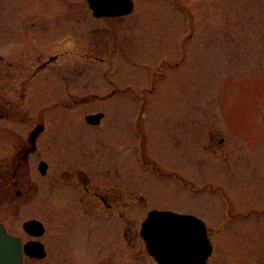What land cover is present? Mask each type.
Instances as JSON below:
<instances>
[{"label":"flooded vegetation","instance_id":"obj_1","mask_svg":"<svg viewBox=\"0 0 264 264\" xmlns=\"http://www.w3.org/2000/svg\"><path fill=\"white\" fill-rule=\"evenodd\" d=\"M58 1L44 0L35 17L31 0H0V191L12 213L44 200V257L24 254L23 264H159L141 230L159 209L150 204L157 180L162 197L175 196L176 172L149 157L139 125L136 168L148 173L130 183L128 115L112 132L118 116L107 109L175 103V89L156 93L187 61L194 35L133 33L140 21L130 15L97 18L88 0ZM206 137V150L225 145ZM29 220L14 222L23 244L36 240Z\"/></svg>","mask_w":264,"mask_h":264},{"label":"rangeland","instance_id":"obj_2","mask_svg":"<svg viewBox=\"0 0 264 264\" xmlns=\"http://www.w3.org/2000/svg\"><path fill=\"white\" fill-rule=\"evenodd\" d=\"M31 1L38 8L33 15L44 17V0ZM134 1L128 21L140 24L133 33H174L180 40L193 32L194 37L187 61L168 72L156 93L161 97L175 89V103L107 109L118 116L112 132L120 131V118L128 115L130 183L148 173L136 168V149L141 152L144 142L140 125L149 157L175 171L177 179L171 182L176 187L172 197H162L164 183L157 180L160 196L150 198L151 206L206 222L214 246L207 264H264V0ZM178 51L176 60L181 59ZM159 55L165 58L162 51ZM173 74L175 86L168 78ZM54 114L46 118L54 121ZM209 131L226 139L216 152L206 150ZM185 179L187 187H182ZM4 196L1 190L0 221L10 234L29 239L14 222L43 221L44 200L22 202L12 213Z\"/></svg>","mask_w":264,"mask_h":264},{"label":"water","instance_id":"obj_3","mask_svg":"<svg viewBox=\"0 0 264 264\" xmlns=\"http://www.w3.org/2000/svg\"><path fill=\"white\" fill-rule=\"evenodd\" d=\"M97 17L128 15L134 9L132 0H89ZM27 233L41 237L44 227L32 220L24 224ZM142 235L160 264H206L213 251L203 221L189 215L153 212L143 225ZM23 252L43 258V245L32 241L22 247L18 237L9 235L0 223V264H22Z\"/></svg>","mask_w":264,"mask_h":264},{"label":"bare ground","instance_id":"obj_4","mask_svg":"<svg viewBox=\"0 0 264 264\" xmlns=\"http://www.w3.org/2000/svg\"><path fill=\"white\" fill-rule=\"evenodd\" d=\"M194 35V34H193Z\"/></svg>","mask_w":264,"mask_h":264}]
</instances>
